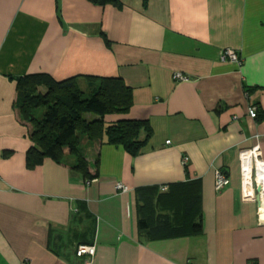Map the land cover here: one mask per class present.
<instances>
[{
  "label": "crops",
  "instance_id": "1",
  "mask_svg": "<svg viewBox=\"0 0 264 264\" xmlns=\"http://www.w3.org/2000/svg\"><path fill=\"white\" fill-rule=\"evenodd\" d=\"M224 49L241 64L220 62ZM36 74L77 76L82 90L86 76L121 78L132 104L103 120L145 121L146 145L130 157L89 143V179L66 151L60 164H29L17 80ZM254 147L264 162V0H0V264H83L79 244L94 245L90 264H264V222L241 188L239 154ZM217 170L229 179L220 192ZM140 188L155 189V212L173 227L198 195L201 233L149 240Z\"/></svg>",
  "mask_w": 264,
  "mask_h": 264
},
{
  "label": "trees",
  "instance_id": "2",
  "mask_svg": "<svg viewBox=\"0 0 264 264\" xmlns=\"http://www.w3.org/2000/svg\"><path fill=\"white\" fill-rule=\"evenodd\" d=\"M88 1L100 6L115 3V0ZM77 78L54 81L47 75L36 74L18 79L16 109L21 119L31 127L28 135L31 146L26 156L29 164L40 163L45 158L60 164L66 151L73 160L71 168L89 179L83 155L85 146L95 141L119 145L130 157H135L146 145L151 132L148 124L141 120L122 118L105 124V116L125 115L132 104L131 89L121 78L86 76L89 82L84 90L79 88ZM39 87L44 89V94L37 95ZM35 110L42 111L39 118L32 115ZM85 115L97 116L98 119L87 120ZM141 130L146 133L143 140L139 139ZM103 136L106 138L104 142ZM154 191L153 188L137 190V224L141 233L149 240L201 233L198 195L184 200L183 223L173 227L168 215L155 212Z\"/></svg>",
  "mask_w": 264,
  "mask_h": 264
},
{
  "label": "built area",
  "instance_id": "3",
  "mask_svg": "<svg viewBox=\"0 0 264 264\" xmlns=\"http://www.w3.org/2000/svg\"><path fill=\"white\" fill-rule=\"evenodd\" d=\"M219 60L222 63L241 64V59L234 50L224 49L220 52ZM174 81H186L188 78L180 73H174ZM247 115L251 119L257 116V107L251 106L247 109ZM169 142H166L168 144ZM260 152L258 147L250 150L241 151L239 154L241 188L245 193L253 194L257 208V220L259 223L264 222V162L259 159ZM187 158L182 159V164L186 165ZM229 185V179L224 171L217 170L214 178V190L220 192ZM117 192H127L128 188L121 183H116ZM95 247L89 244H79L75 247V256L83 261V264H90L94 257Z\"/></svg>",
  "mask_w": 264,
  "mask_h": 264
},
{
  "label": "rangeland",
  "instance_id": "4",
  "mask_svg": "<svg viewBox=\"0 0 264 264\" xmlns=\"http://www.w3.org/2000/svg\"><path fill=\"white\" fill-rule=\"evenodd\" d=\"M78 86H79V88L82 87L80 84H79ZM42 94H44V89H43L42 87H39V88L37 89V95H42ZM41 113H42V111H40V110H35V111L33 112L32 115H34V117H36V118H39L40 115H41Z\"/></svg>",
  "mask_w": 264,
  "mask_h": 264
}]
</instances>
